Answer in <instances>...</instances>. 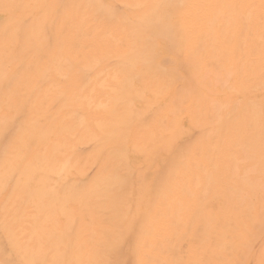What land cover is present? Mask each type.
<instances>
[{
  "label": "bare ground",
  "instance_id": "bare-ground-1",
  "mask_svg": "<svg viewBox=\"0 0 264 264\" xmlns=\"http://www.w3.org/2000/svg\"><path fill=\"white\" fill-rule=\"evenodd\" d=\"M0 264H264V0H0Z\"/></svg>",
  "mask_w": 264,
  "mask_h": 264
}]
</instances>
